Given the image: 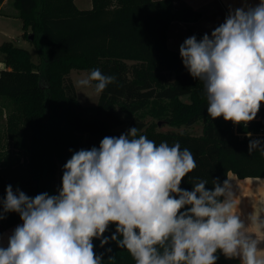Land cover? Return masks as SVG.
Masks as SVG:
<instances>
[{"label":"trees","instance_id":"16d2710c","mask_svg":"<svg viewBox=\"0 0 264 264\" xmlns=\"http://www.w3.org/2000/svg\"><path fill=\"white\" fill-rule=\"evenodd\" d=\"M179 1L92 0L91 8H80L75 0H13L23 36L36 48L39 61L12 40L0 45L1 60L6 64L0 71V98L8 99L12 110L7 117L8 137L18 154L24 151L28 155V164L23 166L19 157L7 153L3 159L0 153L4 168L0 169V200L8 185L30 197L43 192L58 194L63 166L73 152L98 148L104 137H118L131 127L157 145L179 142L181 149L192 152L197 166L183 179V189L191 191L197 179L206 180L209 189L215 181L223 185L230 172L239 178L264 177V154L259 150L249 153L251 139L237 136L232 122L208 116L203 83L189 74L179 50L169 45L174 22L196 23L203 18L201 10L177 6ZM204 34L194 32L198 40ZM74 68L89 73L100 69L115 77L95 107L78 100L70 77ZM184 96L189 100H183ZM147 115L175 126L202 120L203 132L160 131L145 120ZM21 123L26 125L25 132ZM262 126L263 120L252 121L240 124L239 131ZM20 222L17 213L5 214L0 233ZM114 231L112 225L105 236ZM93 243L95 252L104 254L103 264H135L128 251L115 242L103 248L99 240ZM217 255V264H223L220 253Z\"/></svg>","mask_w":264,"mask_h":264},{"label":"clouds","instance_id":"9594fccd","mask_svg":"<svg viewBox=\"0 0 264 264\" xmlns=\"http://www.w3.org/2000/svg\"><path fill=\"white\" fill-rule=\"evenodd\" d=\"M179 53L203 83L211 119L247 125L257 117L264 104V0L230 8L210 35L186 38ZM114 82L94 69L76 86L101 94ZM248 150L264 154V141L250 140ZM196 166L179 142L157 145L138 136L137 127L75 151L63 166L58 194L30 197L6 187L0 220L17 213L22 223L6 246L0 235V264H103L94 240L102 248L115 242L135 264H217V253L239 264H264L259 242L233 211L228 181L214 180L211 189L198 179L191 191L180 187ZM112 225L115 231L105 236Z\"/></svg>","mask_w":264,"mask_h":264},{"label":"crops","instance_id":"0c3cea01","mask_svg":"<svg viewBox=\"0 0 264 264\" xmlns=\"http://www.w3.org/2000/svg\"><path fill=\"white\" fill-rule=\"evenodd\" d=\"M85 3H88L90 8L92 7V0H85ZM247 4L254 5L259 2V0H246ZM178 6L186 5L190 6L194 9H199L203 12V18L199 21L201 22L206 18V14L209 11L211 18H213L215 11L218 10L221 15V21H224L229 9H235L238 7L245 6V0H180L176 3ZM13 6V7H12ZM4 17H19V11L14 6L13 0H0V19H6ZM20 18V17H19ZM196 23H186L190 25L197 24ZM184 23V22H179ZM217 24V22H208V28ZM3 31H5V27H0ZM23 29V28H22ZM23 31L19 33L18 36L22 37ZM8 40H2L0 36V45ZM170 45V44H169ZM178 50V48H175ZM6 68V64L1 60L0 56V71ZM0 104L4 105L2 110H0V115L3 110L9 109V105L11 102L8 99L0 98ZM11 109V107H10ZM9 109V113H10ZM12 111V110H11ZM6 113V112H4ZM6 116V115H5ZM3 117V116H2ZM0 138L4 141L8 137L7 133L0 132ZM10 140V139H9ZM13 151H18L12 142ZM7 147V146H6ZM228 182L231 185V190L233 192V201H234V209L238 215L241 216L246 223V231L249 235L253 236L259 242V251L258 255L264 257V225L261 222H264V177H246L239 178L235 173L230 172L228 175ZM22 222L16 224L15 226L5 230L0 233L3 235L4 244H7V237L12 233L15 227ZM220 259L223 264H239L238 259H227L220 253Z\"/></svg>","mask_w":264,"mask_h":264},{"label":"rangeland","instance_id":"374dc122","mask_svg":"<svg viewBox=\"0 0 264 264\" xmlns=\"http://www.w3.org/2000/svg\"><path fill=\"white\" fill-rule=\"evenodd\" d=\"M84 1L85 0H75V3L80 8H90V6H88V3H85ZM215 12H216V13H214L215 15H213V18H211L212 15L208 11L206 14V18L204 20H202L201 22L194 24V25L174 22L171 25L170 30H169L170 47L173 49L178 48V50H179L182 42L186 38L193 36L194 32L200 31V32H204V33H207L210 35L211 32L215 29V27L219 26V24L224 22V21H221V19H220L222 14L218 10H216ZM4 18H6V19H0V27H5V31H3L0 28V36H1L2 40H12L17 46L28 48L32 52L34 60L36 62H38L39 57H38L36 48L31 44L30 40L27 39L23 35H22V37L18 36L19 33L23 31L22 20L19 17H9V18L4 17ZM208 22H217V24L211 26V28H208L209 27ZM29 34H30V32H29ZM88 74H89L88 70H82V69L74 68L70 72V77L73 80V83L75 85L76 92H77V97H78V100L81 102V104H83L85 106H89V107H95V105L97 104V102L99 100L100 94L95 93L94 86L93 87H77L76 86V81L81 79V78H84ZM94 84H95V82H93V85ZM182 99L186 100V101L189 100V98L187 96L182 97ZM3 106L4 105L0 104V110H2ZM6 108H7V110H5V111L3 110L2 114L0 115V132L8 134L7 117L9 115L10 106H9V109H8V107H6ZM4 112H6V113H4ZM145 120L147 122L149 121V122L155 123L157 125V129L160 131L176 130V131L188 132V133L193 134V135H200L203 132L204 123L202 120L196 122L195 124H193L191 126L171 125L164 120L153 118L150 115H147L145 117ZM127 125H128V121L123 126L119 127V129L122 127H125ZM25 126L26 125L24 123H21L20 128L22 131L27 129V128H25ZM13 150L14 149H13L11 140H9L7 138L6 140L1 141L0 153L3 154V159H4V156H7L8 155L7 153H9V156H13L16 159H18V157H19L21 165L27 166V164H28L27 153H25L24 151H21L18 154L16 151H13ZM0 169L1 170L4 169L1 165V163H0Z\"/></svg>","mask_w":264,"mask_h":264},{"label":"built area","instance_id":"2783aa9c","mask_svg":"<svg viewBox=\"0 0 264 264\" xmlns=\"http://www.w3.org/2000/svg\"><path fill=\"white\" fill-rule=\"evenodd\" d=\"M264 121V104L261 105L260 111L257 115V117L253 121ZM251 124L248 123L247 125ZM233 130L234 133L239 136L240 138H248V139H262L264 137V126H262L258 130H250L247 132H240L239 131V125L233 124Z\"/></svg>","mask_w":264,"mask_h":264},{"label":"water","instance_id":"95a60500","mask_svg":"<svg viewBox=\"0 0 264 264\" xmlns=\"http://www.w3.org/2000/svg\"><path fill=\"white\" fill-rule=\"evenodd\" d=\"M30 38L33 39V36L31 35Z\"/></svg>","mask_w":264,"mask_h":264}]
</instances>
